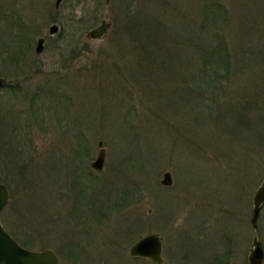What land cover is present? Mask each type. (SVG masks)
I'll return each instance as SVG.
<instances>
[{"label": "rangeland", "instance_id": "obj_1", "mask_svg": "<svg viewBox=\"0 0 264 264\" xmlns=\"http://www.w3.org/2000/svg\"><path fill=\"white\" fill-rule=\"evenodd\" d=\"M55 1L0 0L3 226L60 264H153L128 252L147 233L161 238L162 264H248L254 237L264 249V203L250 224L264 178V0H220L227 26L224 12L209 17L233 69L198 108L189 41L210 0ZM102 20L105 36L89 38Z\"/></svg>", "mask_w": 264, "mask_h": 264}, {"label": "water", "instance_id": "obj_2", "mask_svg": "<svg viewBox=\"0 0 264 264\" xmlns=\"http://www.w3.org/2000/svg\"><path fill=\"white\" fill-rule=\"evenodd\" d=\"M61 0L55 1V7L59 6ZM109 24L104 20L96 27L91 28L87 35L91 39H101L107 33ZM60 25L53 22L48 26V35L53 36L60 31ZM45 37H38L35 45V52L41 53L44 49ZM6 82V79L0 77V86ZM99 141L98 145L101 146ZM105 161V149L100 147L97 156L90 162V167L94 170L101 171ZM172 182L171 174L165 172L161 183L170 185ZM8 189L0 183V213L4 210L8 203ZM253 208L251 211L250 224L252 228H257V220L261 207L264 202V178L253 194ZM253 248L248 256V264H262L264 261V250L260 241L253 238ZM129 255L135 258L149 259L153 264H162V241L155 233H147L138 238L129 247ZM0 264H59L56 253L51 248L43 250L29 249L21 245L13 238L3 227L0 221Z\"/></svg>", "mask_w": 264, "mask_h": 264}, {"label": "trees", "instance_id": "obj_3", "mask_svg": "<svg viewBox=\"0 0 264 264\" xmlns=\"http://www.w3.org/2000/svg\"><path fill=\"white\" fill-rule=\"evenodd\" d=\"M200 11L203 13L204 18L199 24L195 22V25L197 26H195V29L189 41V46L192 49L191 56H188V59L195 63V66L192 70L193 79H191L190 82V84L192 85V90L191 94L188 95L191 104H193L195 108H198L197 106H199V103L201 102L207 103L209 107L213 106V104H210L208 101L213 98L212 96L215 93H220L221 88L223 87V79H225V74L229 75V71L233 69V67L231 69L230 65L234 59L233 52L230 48H228L225 40H221V37H219L218 35H214V37L212 38L208 29L209 17H213L215 22L220 21L221 18H218L217 16L222 12L225 13L224 16L226 18L224 20V25L227 26L228 23L232 22V18L228 16L226 6H223L220 0H210V6L201 4ZM208 33L209 35H206ZM13 37L14 40H17L19 38L15 35ZM25 45L27 46L29 45V43L25 42ZM244 45L245 43H243V46L240 49L241 51H239V54H241L242 56L238 55L237 60L243 61L242 68L245 69V67H249L246 66L247 64H249L247 61L249 59L253 60V55H247V57H244V54L246 53ZM6 54H9L10 57L8 58H11L12 60H14L16 56L17 60L18 54H22V46L20 44H17L15 46V50L11 54ZM7 85L8 83L3 84V86ZM14 87H17V85L14 84ZM204 100L207 102H204ZM6 147H8V144H6Z\"/></svg>", "mask_w": 264, "mask_h": 264}, {"label": "flooded vegetation", "instance_id": "obj_4", "mask_svg": "<svg viewBox=\"0 0 264 264\" xmlns=\"http://www.w3.org/2000/svg\"><path fill=\"white\" fill-rule=\"evenodd\" d=\"M1 215H2V212L0 213V221H1ZM3 225V224H2ZM4 227V226H3ZM4 229L7 231V229L4 227ZM8 232V231H7ZM9 233V232H8ZM12 237H14L11 233H9ZM15 238V237H14ZM81 241V239H80ZM77 243L75 246H74V251L71 253V255H73L75 258L77 259H82V257L84 256V250H87V246L85 245V243ZM89 242V241H87ZM91 243V242H89ZM46 249V248H44ZM35 250V249H34ZM40 250H43V249H40ZM58 257V256H57ZM59 259V258H58ZM59 264H60V261H59Z\"/></svg>", "mask_w": 264, "mask_h": 264}]
</instances>
